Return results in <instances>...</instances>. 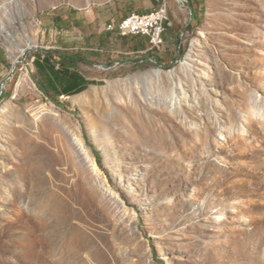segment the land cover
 <instances>
[{
	"label": "rangeland",
	"instance_id": "374dc122",
	"mask_svg": "<svg viewBox=\"0 0 264 264\" xmlns=\"http://www.w3.org/2000/svg\"><path fill=\"white\" fill-rule=\"evenodd\" d=\"M160 5L171 56L55 102L64 4L0 0V264H264V0Z\"/></svg>",
	"mask_w": 264,
	"mask_h": 264
},
{
	"label": "crops",
	"instance_id": "0c3cea01",
	"mask_svg": "<svg viewBox=\"0 0 264 264\" xmlns=\"http://www.w3.org/2000/svg\"><path fill=\"white\" fill-rule=\"evenodd\" d=\"M59 2L65 7L53 6V11L47 14L57 22L66 19L65 31L55 36V51L46 50L44 55L34 61L39 65L38 70L35 69L36 80L47 96L69 97L83 92L92 84V80L96 78L86 75L78 67L99 66L102 70L100 73L103 72V76H106L108 70L116 67L151 62L157 57L167 58L174 51L178 35L181 33L178 22L170 26L171 23L167 21L163 33V47L161 52H157L150 48L144 36L121 35L117 28L106 29L109 23L114 22L117 26L131 13L150 12L152 7L149 11L139 12L143 0Z\"/></svg>",
	"mask_w": 264,
	"mask_h": 264
},
{
	"label": "built area",
	"instance_id": "2783aa9c",
	"mask_svg": "<svg viewBox=\"0 0 264 264\" xmlns=\"http://www.w3.org/2000/svg\"><path fill=\"white\" fill-rule=\"evenodd\" d=\"M178 1L181 2L182 0ZM167 21L168 18L157 17L147 25H138V19H134L133 21H127L123 25H121L118 33L121 35L144 36L147 38L150 45H159L162 48L164 42L163 33L165 31Z\"/></svg>",
	"mask_w": 264,
	"mask_h": 264
},
{
	"label": "bare ground",
	"instance_id": "6f19581e",
	"mask_svg": "<svg viewBox=\"0 0 264 264\" xmlns=\"http://www.w3.org/2000/svg\"><path fill=\"white\" fill-rule=\"evenodd\" d=\"M157 17L168 18L167 8H166L165 5H160L159 7L155 8V9H153L150 12H147V13H142V14L131 13V14L127 15L126 17H124L118 23L117 26H115L114 22L109 23L107 25L106 29L114 30L115 28H117V30H120V26L121 25H123L127 21H133L134 19H138V25H147L152 20L156 19ZM27 47H31V43L27 42ZM150 48L159 50L160 46L159 45H150ZM24 50H25V48H21V52H23ZM177 151L179 152V150H177ZM195 155H197V154H195ZM199 156H201V155H199ZM205 159H206V156L204 158H202V157L199 158L197 164L198 165L207 164L208 163L207 161H209V160H207V159L205 160Z\"/></svg>",
	"mask_w": 264,
	"mask_h": 264
},
{
	"label": "trees",
	"instance_id": "16d2710c",
	"mask_svg": "<svg viewBox=\"0 0 264 264\" xmlns=\"http://www.w3.org/2000/svg\"><path fill=\"white\" fill-rule=\"evenodd\" d=\"M34 61L35 60H33V64H34ZM46 95V94H45ZM47 96V95H46ZM52 100H54L55 102H56V100L58 99V97L57 96H55V95H51V96H49ZM98 161L100 162V158H98Z\"/></svg>",
	"mask_w": 264,
	"mask_h": 264
}]
</instances>
